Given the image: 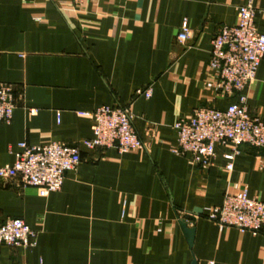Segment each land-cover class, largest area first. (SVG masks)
<instances>
[{
    "label": "crops",
    "instance_id": "1",
    "mask_svg": "<svg viewBox=\"0 0 264 264\" xmlns=\"http://www.w3.org/2000/svg\"><path fill=\"white\" fill-rule=\"evenodd\" d=\"M244 2L86 0L71 12L49 0H0V84L15 98L10 122L0 123V167L14 162L21 142H60L81 155L45 198L0 182V225L20 219L37 232L33 248L0 246V264H264V234L214 219L225 192L246 188L264 203V150L239 146L231 171L228 142L216 145L205 169L171 153L177 120L235 101L220 96L207 64L212 39L235 24ZM183 20L190 34L179 45ZM254 24L264 34V0ZM146 88L149 99L136 95ZM247 95L250 114L264 120V58ZM101 106L128 108L138 149L121 155L81 145ZM193 211L189 247L179 221Z\"/></svg>",
    "mask_w": 264,
    "mask_h": 264
},
{
    "label": "built area",
    "instance_id": "2",
    "mask_svg": "<svg viewBox=\"0 0 264 264\" xmlns=\"http://www.w3.org/2000/svg\"><path fill=\"white\" fill-rule=\"evenodd\" d=\"M49 1L60 10L71 12L80 11L86 2ZM257 1L245 0L237 8L235 24L222 26L211 42L207 74L215 80L220 96L234 97L235 101L224 110L207 106L196 108L188 118H180L172 126L176 144L171 153L189 155L192 163L204 169L211 165L215 147L220 143L232 145L230 152L224 155L227 171L233 168L240 153L239 146L264 150V120L251 115L247 105L248 89L264 58V34H260L254 24ZM189 34L188 22L183 20L176 36L177 44L185 45ZM136 95L149 99L151 89L140 90ZM14 108L13 87L0 84V123L10 122ZM91 115L94 118L92 137L81 142L85 149L115 148L123 155L141 146L128 108L101 106ZM59 116L57 113V121ZM17 148L13 153L14 162L0 167V182H16L21 187L35 188L42 198L58 192L65 173L74 171L81 161L78 146L60 142L37 146L21 142ZM214 219L218 225L234 228L241 234H264V203L250 197L246 188L235 193L225 192ZM36 238L37 232L20 219H6L0 225V246L29 249L36 246Z\"/></svg>",
    "mask_w": 264,
    "mask_h": 264
},
{
    "label": "water",
    "instance_id": "3",
    "mask_svg": "<svg viewBox=\"0 0 264 264\" xmlns=\"http://www.w3.org/2000/svg\"><path fill=\"white\" fill-rule=\"evenodd\" d=\"M195 211H193L192 213L188 214V215H185V217L179 221V226L186 238V241L190 246H192V243H193V239H194V229L193 228H188L187 227V221L192 219V216L195 215ZM195 264V263H193Z\"/></svg>",
    "mask_w": 264,
    "mask_h": 264
}]
</instances>
